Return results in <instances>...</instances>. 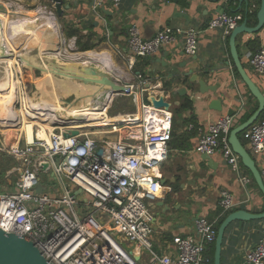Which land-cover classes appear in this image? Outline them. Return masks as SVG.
<instances>
[{"label":"built area","instance_id":"built-area-1","mask_svg":"<svg viewBox=\"0 0 264 264\" xmlns=\"http://www.w3.org/2000/svg\"><path fill=\"white\" fill-rule=\"evenodd\" d=\"M110 1L116 6L123 2ZM224 1L227 4L229 0ZM246 18L244 13H219L207 27L223 30L228 38ZM200 34L201 30L195 27H175L159 30L152 38L145 39L138 25L129 27L127 45L132 55L128 64L134 75L123 70L122 74L114 75L129 89L127 95L136 106V114L124 116L121 125L113 126L114 140L96 138L81 121L75 126L69 123L59 131L47 130L46 138L38 135V128L32 140L21 132L15 142L2 145L1 151L19 163L20 175L14 191L0 189V228L32 240L53 264H139L123 244L134 245L140 251L153 247L155 217L151 203L162 197L164 191L161 176L155 174V169L169 157L174 113L147 101L148 94L158 97L166 91L161 83H154V78L135 70V58L150 56L181 37L185 54L196 55ZM249 65L258 78L264 79V45L250 54ZM24 96L19 93L17 98L24 100ZM103 102L94 107L101 108ZM242 107L245 108V103ZM234 123V116H223L209 123L206 130L197 127L199 139L195 151L208 155L221 151L246 186L252 183V178L243 173L240 156L229 142ZM76 127L80 129L78 135L64 136ZM194 127L189 125L190 129ZM243 133L252 156L262 155L264 115ZM99 149L103 150L102 154H98ZM43 173L53 174L60 188L58 193L36 191L42 185ZM261 173L264 177V167ZM78 188L82 194H73ZM220 205L221 216L238 208L228 190L221 191ZM217 222L199 217L195 224L199 239L176 238L175 254H164L158 261L214 264L211 248L217 237ZM241 264H264V235L246 253Z\"/></svg>","mask_w":264,"mask_h":264},{"label":"crops","instance_id":"crops-1","mask_svg":"<svg viewBox=\"0 0 264 264\" xmlns=\"http://www.w3.org/2000/svg\"><path fill=\"white\" fill-rule=\"evenodd\" d=\"M258 1L244 0L241 3L240 0H229L226 4L224 0H123L116 6L110 0H64V5H70V8L65 10L64 16L59 21L62 23L63 34L67 38H72L73 44L60 48V59L79 60L75 56L73 59L70 55L83 54L76 45L77 38L66 35L65 27H68L80 31L83 35L92 36L95 42L103 39L96 47L101 50L100 52L96 49L89 52L100 53L115 71L123 72L118 68L119 65L125 73H131V76L134 73L130 71L128 64L132 53L128 49L127 33L132 24L138 25L142 36L149 39L159 30L181 27L180 25L184 24L186 19L184 17L174 19L173 14L176 11H182L190 17L192 22L190 26L201 30L196 55L185 54L184 40L181 37L177 42L163 47L150 56L135 58V70L154 78V83H161L162 89L167 93L168 101H173L169 92L170 86L173 89L181 86V82L176 80L171 72L186 71L190 67L199 72L200 78H204L208 84L217 86L219 97L223 101L222 112L210 109L209 104L216 97L209 92L204 97L198 95L195 103L187 97H178L176 100H179L181 104L172 108L174 135L170 143L169 157L155 169V174L161 176V180H166V184L163 196L151 203L155 217L152 243L153 247L161 250L162 255L175 254L174 240L176 238L199 239L195 229L196 220L199 217L205 216L209 220L219 221L222 214L220 205L222 190H228L233 194L234 200L238 203L237 209H246L254 213L264 211V195L256 186L257 184L255 185L252 180V183L242 185L238 174L232 170L221 151L210 155L215 168L208 167V161H203L201 153L195 151L199 139L197 127L201 126L206 130L209 123L228 116L229 110L234 111V126H236L242 123V115L245 112L257 106V101L234 71L229 37H225L223 30L210 29L207 26L209 21L219 14L220 6H225L228 13L251 12L249 25L255 26L258 22L255 12H258L260 7V1L259 3ZM5 33L7 34L5 42H7L8 37L11 38L14 35V28L7 29ZM237 44L241 60L248 73L264 92V79L258 78L252 68H249L250 54L264 45V28L258 33H244L238 36ZM3 45H0V52ZM73 45L77 47V51L73 49ZM72 50L75 52L72 53ZM165 62L173 66H165ZM186 63L188 64L185 68H180ZM168 82L170 86L167 87L165 84ZM3 92L7 93V91ZM187 103L191 105V108H184ZM243 103H245L244 109H242ZM12 124L7 125L12 126ZM190 124H194L195 127L190 129ZM17 135L19 137L20 134ZM239 136L248 148L246 135L241 133ZM3 154L5 153L0 149V189L14 191L15 182L20 175L19 163L15 159L14 162L7 163L3 159ZM254 158L258 167L262 169L264 153ZM245 168L243 167V173L251 177L252 174L250 175ZM47 181L49 185L47 192L60 191L52 173ZM41 186L45 191L43 184ZM262 235H264V219L234 222L227 229L224 237L222 264L243 263L246 253L258 243ZM134 252L140 256L139 264H150L154 259L136 247ZM154 264L161 263L158 261Z\"/></svg>","mask_w":264,"mask_h":264},{"label":"water","instance_id":"water-1","mask_svg":"<svg viewBox=\"0 0 264 264\" xmlns=\"http://www.w3.org/2000/svg\"><path fill=\"white\" fill-rule=\"evenodd\" d=\"M244 0H240L242 3ZM54 5L56 16L54 18L57 20L64 16L65 10L70 8V5H64V0H51ZM7 3L0 2V12L8 13L9 8L6 6ZM220 14L226 12L225 6H220ZM44 15V13H42ZM179 17H184L186 22L181 27H187L192 24L190 21V17L188 14L182 11H176L173 14V18L177 19ZM258 22L255 26L249 25L248 16L247 18L241 22L230 34L229 36V47L230 54L234 63V66L245 86L250 91L251 95L257 101V108L255 111L245 120L244 122L234 126L229 133V142L233 148V151L240 156L241 163L244 167H246L252 174L259 190L264 195V177L261 173V169L258 167L255 158L243 144L240 134L247 130L252 124H254L259 117L264 112V92L261 90L260 86L254 81L252 76L248 73L245 65L243 64L240 52L238 49L237 38L238 36L247 33L254 34L258 33L264 28V0H261L259 10L257 12ZM4 43V42H2ZM21 47H18V49ZM61 47L55 46L53 48L48 47L46 50L38 51V55H36V59L40 60L43 66H37L31 58L26 57V59L33 63L31 64L24 63V67H32L38 68L47 73L46 69L50 67L52 69V77L54 80L62 81V82H78L82 84V86H95L96 91H87L86 93H91L90 97L94 101L93 104H90V107H94L97 105V102L102 97H111L112 95L119 94H128L129 89L125 86V83H121L116 79V75L112 74L109 71H105L104 68L96 63H85L83 60H74V61H66L61 60L59 57V53L61 54ZM6 49V48H5ZM54 49V50H50ZM22 50V48H21ZM40 50V49H39ZM50 51L54 53L50 54ZM47 52H49L47 54ZM6 52L4 48L1 50V57L7 58ZM46 53V54H45ZM45 54V55H44ZM20 56L19 60L22 59ZM22 61V60H21ZM188 63L181 66L180 68H185ZM0 65H6L3 62H0ZM165 66H173V64H169L165 62ZM156 71V68H155ZM48 75V73H47ZM171 75L175 77L176 80L181 82V86L173 89L171 86L169 88V92L173 97V101L166 100L167 93L161 92L158 97L153 94H148L147 101L152 103L156 108H165L167 110H172L174 106H179L181 102L176 100L178 97H187L192 103L197 101V97L206 96L209 92L213 93L216 97L209 104V108L222 112L223 110V101L221 97H219L218 88L215 85H210L204 78H200L199 72H196L194 68L190 67L186 71H179L178 73L171 72ZM105 97V98H106ZM76 101H74L75 103ZM72 104V103H71ZM70 103L67 101H63L64 106H70ZM234 111L229 110L228 116H234ZM76 119L70 120L75 121ZM81 124V122L79 123ZM71 126H75V124H71ZM80 133V129L78 127L69 130L64 133L65 137L75 136ZM103 150L99 149L98 154H102ZM201 159L203 161H208V167L215 168V165L212 164V159L208 154H201ZM46 166V164H45ZM161 184L165 186L166 180H160ZM36 191L41 193L44 191L41 185L36 187ZM82 189L78 188L73 192V194L80 195L82 194ZM264 219V211L259 213H254L248 211L246 209H235L228 213L221 224L218 227L217 237L215 241V253H214V264H222V249L224 237L227 229L234 222H247V221H255ZM124 248L134 255L137 261H140V256L135 254V246L128 245L126 243L123 244ZM143 252H146L148 255L154 257L150 264H154L158 262L157 258L162 257L161 250H158L155 247L151 249H143ZM0 264H53L48 259H46L40 250L35 246L32 240L26 238V236L13 233L6 232L2 228H0Z\"/></svg>","mask_w":264,"mask_h":264},{"label":"rangeland","instance_id":"rangeland-1","mask_svg":"<svg viewBox=\"0 0 264 264\" xmlns=\"http://www.w3.org/2000/svg\"><path fill=\"white\" fill-rule=\"evenodd\" d=\"M0 2L12 4L13 7L11 9L13 11H15V9H17L16 7H20L19 12L21 11L20 13H22V14L38 15L37 11L42 10L44 15H46V16H49V15H52V16L55 15L56 16L54 5L51 1L46 2L45 0H0ZM11 19H14V18H11ZM59 20L60 19L57 20L55 18V21L57 24L56 31L49 32L50 29H48V28H46L47 30L45 29V27L40 28L39 29V38H42L43 40L45 39V40H48V41L54 42V43L56 41H58L55 43L56 46L67 47L70 43H72V38L65 37V35L63 34L62 23ZM13 28H15L16 31L19 30L17 23L13 26ZM55 32H57V33H55ZM11 34H12V32H11ZM16 36L17 35L14 31V35H12L13 39H16ZM73 46H74L73 49L75 51H77V47L75 45H73ZM47 48L48 47H46L43 50H46ZM95 49L98 52L101 51L97 48H95ZM74 50H72V53L75 52ZM38 51L41 52V50H39L38 42L35 40H32V42H30L29 45L21 51V53L25 54L24 56L31 58V60L34 61L37 66H43V64L40 62V60L36 59V55H38ZM51 53H54V52L50 51V54ZM71 56H78V54L77 55L71 54ZM19 63H21V65H19L20 67L18 66V70L14 69L15 74H16V78H17L16 79V81H17V87L16 88H17V93H18V94L15 93V98H14L15 100H13L14 101L13 105H14L16 110H21L24 108L26 110L32 111L33 110L32 107H34V105H38L39 102H41L43 100L44 95H47L46 98H51L50 97L51 92H56L54 89H58V88H55V85L61 86L62 83H67V82H62V81L55 82L54 78H51L53 80L50 81V84L54 83V87H53L54 91H48L49 89L46 88L47 90L45 89L44 92H41L39 90V86L41 85L40 79L43 77H46L47 73H45V71H42L41 69H38L35 67L34 68L24 67L23 62H19ZM31 64L34 65L33 63H31ZM5 67H7V66L6 65H0V82L5 80V76H6ZM118 67L120 68V70L124 71V69L122 67H120L119 65H118ZM249 68L251 69L252 67L249 66ZM21 70H22V72H20ZM106 70H108V69H106ZM34 80H36V81H34ZM71 83H73L74 86L79 85L82 87V84L80 85L78 82L77 83L71 82ZM81 89L79 88V91ZM19 92H20V94L23 93L25 95L24 100H20L17 98V95L19 97ZM71 93L72 92H70V91L66 92V93L63 92L62 94L59 95V99L56 103L58 104L59 101L61 100V98L63 97V95H67V94H70V95L67 97H64L63 101H67L70 104L74 103V101H76L75 104L81 102L80 98H78L76 95H72ZM1 94H3V97H6L8 95V93H6V92H1ZM80 94H82V92ZM104 99H105V97L102 99H99L97 104H99V106H100L101 105L100 103H102ZM93 103H94V101L92 100L91 104H93ZM102 105L103 106L101 108H98V107L90 108L91 109V115H92L91 118L93 120H90V118H87L85 116H78V117H76L77 122L74 124H79L82 121V123H86L85 126H88V128L86 130L88 132H92V134L96 138H99L100 140H103V141L114 140L116 137V134L112 132L113 126L114 125H121L123 123V120H124L123 117L124 116L135 115L136 114V106H135V104H133L131 97L127 94L112 95L109 99L104 101ZM54 110L56 112H53V111L49 112V113H51L48 115L49 119L47 118L44 121L39 120L43 125L42 124L35 125L34 128L39 129L41 126L46 127V128L55 127L54 129L59 131V130L63 129V127L67 126L69 124V121L67 119L64 118L65 122L57 121L56 119L58 118L57 116H59L60 118L62 116H64V114L66 112H68V109L61 111L59 105H57V106H55ZM36 111H39V110H34L32 112H36ZM40 112H41V110L39 111L38 114H34V115L39 116ZM13 114H14L13 115L14 121L11 122V123H13L11 127L15 128V129H19V131H20L21 126H23L21 115L16 113V112H14ZM104 114L106 117L101 118L100 115H104ZM3 115L4 114L2 112L1 117H3ZM262 115H263V113H262ZM40 117H43V116H40ZM91 123H93V124H91ZM7 124H8V122H3L0 120V147L2 145L11 144V143L15 142L16 138L18 137L16 131H14V132L12 130L9 131L8 130L9 128L3 126V125H7ZM6 129L8 130L9 133H7ZM49 176H50V174H48V173L42 174V184L45 188V191H48L49 185L47 183L48 182L47 179H49ZM15 177H16V175H15Z\"/></svg>","mask_w":264,"mask_h":264},{"label":"bare ground","instance_id":"bare-ground-1","mask_svg":"<svg viewBox=\"0 0 264 264\" xmlns=\"http://www.w3.org/2000/svg\"><path fill=\"white\" fill-rule=\"evenodd\" d=\"M6 6L8 8H10L9 12L8 13L0 12V45H3L2 42H4V44H6V46L3 45L2 47L6 48V50H4V51L6 52L5 54L7 56V58L0 59V62L5 63L7 66V67H5V71H6L5 80L0 82V118L3 122H8V124H10L14 120L13 119V113L14 112L19 113L21 115V118H22L23 126H21L20 131L11 127L10 125H3V126L9 128L8 129L9 131L10 130H12L13 132L16 131L17 134H20L23 131V134H26V136L29 138V140H32L36 135V131L34 128L35 125L42 124L39 120L44 121L47 118L49 119L48 115L51 114L49 112H51V111L56 112L55 111L56 109L54 110V108L57 105H59L61 111L68 109V112H66L65 114L63 113L64 116H62L61 118L59 116H57L58 117L56 119L57 121L65 122V119H67L70 124H74L77 122L76 117H78V116H85L87 118H90V120H93L91 118L92 115H91V109H90V108H92V107H90V104L92 103V98L90 97L91 95H88L91 93H86V92L92 91V90H94V92H95L97 87L90 86V85L89 86L84 85L82 87L79 85L74 86L73 83L67 82V83H62L61 86L55 85V88H58V89H54L53 88L54 83L50 84V81L53 80V79H51V78H53L52 77L53 76L52 75V69L46 65H45V67H47L46 71H47L48 75L46 77H43L40 79L41 85L39 86V90L41 92H44V90L47 88V89H49L48 91H54L55 90L56 92H51V94H50L51 98H46L47 95H44L43 100L41 99L42 101L39 102L38 105H34V107L31 106L33 109L32 111H34V110L40 111L41 110L39 116L34 115V114H38L39 111L32 112V111L26 110L24 108H23L24 110L23 109H21V110L15 109V107L13 105V103H14L13 100H15L14 99L15 93H17V88H16L17 87V81H16L17 78H16V74H15L14 69L18 70V66L21 65V63H19V62L31 64L25 57H22L21 51L25 47H27L29 45V43L32 42V40H35L38 42L40 50H43L46 47L53 48L55 43L58 41H56L54 43V42H50L48 40H45V39L43 40L42 38H39V29L42 27H45V29L46 28L50 29L49 32L56 31L57 24H56L54 16L42 15V13H43L42 10L37 11L38 15H29V14L20 13L21 12V11L19 12L20 7H16L17 9H15V11H13L11 9L13 7L12 4L7 3ZM11 18H14V19H11ZM16 23L19 27V30H17V31L14 28V31L17 32L16 33V35H17L16 39H13V37H11V38L8 37L9 41L5 42V40H6L5 37H7V34L5 32L7 31V29H10V28L13 29V26ZM55 33H57V32H55ZM18 47H21L22 50H21V48L18 49ZM55 47H56V45H55ZM50 50H54V49H50ZM47 54H48V52H47ZM1 56L2 55L0 52V57ZM20 56L22 57V59H21L22 61L21 60L19 61ZM71 57L74 59V56H71ZM71 57H70V59H71ZM75 58H78L79 60H83L87 64L88 63L99 64L104 68L105 71H109L112 74L120 73L119 71H115L114 68L111 66V64L100 53H97V52L86 53L85 52L83 54H78V57L75 56ZM102 61H104L105 64L101 63ZM30 66H33V65L31 64ZM106 69H108V70H106ZM34 81H36V80H34ZM55 82H57V80H55ZM79 88L80 89L82 88V89L79 91ZM3 91H7L8 95L6 97H3V94H1V92H3ZM69 91L72 92L71 93L72 95H76L78 98H80L81 102H79L77 104L72 103L70 106L65 107L63 105V100H64L63 98L70 95V94H67V95H63L62 98L60 97L61 100L57 104L56 102L59 99V95L62 94L63 92L66 93ZM81 92H82V94H80ZM104 97H106V96H104ZM104 97H102V98H104ZM2 112L4 114L3 117H1ZM40 116H43V117H40ZM73 119H76V120L70 121ZM91 124H93V123H91ZM54 128L55 127L46 128V127L41 126L38 129V135L46 138L47 137L46 131L47 130H53ZM8 130L6 129L7 133H9Z\"/></svg>","mask_w":264,"mask_h":264},{"label":"trees","instance_id":"trees-1","mask_svg":"<svg viewBox=\"0 0 264 264\" xmlns=\"http://www.w3.org/2000/svg\"><path fill=\"white\" fill-rule=\"evenodd\" d=\"M260 1V3H261V0H259ZM259 1H258V3H259ZM237 12H239V10L237 11ZM256 14H257V11L255 12ZM244 14H246L247 16H248V20L250 21V17H251V12H249V11H246V12H244ZM256 14H255V16H256ZM65 33H66V35L67 36H69V37H76L77 38V41H76V45L78 46V49H79V51H81V53H84V52H89V51H92V50H94L102 41H103V39H99V41L98 42H95L94 40H93V37L92 36H90V35H83L80 31H78V30H73V29H71V28H68V27H65ZM250 44H251V42H250ZM78 53H80V52H78ZM234 71H235V73H236V75L238 76V77H240L239 76V74H238V72H237V70H236V68H235V66H234ZM170 83L168 82L167 84H165L167 87L168 86H170L169 85ZM165 86V87H166ZM166 87V88H167ZM248 89V88H247ZM249 91V90H248ZM249 93H250V91H249ZM251 94V93H250ZM252 96V95H251ZM184 108H186V109H189V108H191V105H189V103H187V104H185L184 105ZM257 108V106H255V107H253L250 111H248V112H245L242 116V119H241V122H244L245 120H247V118H249V116L255 111V109ZM264 115V114H263ZM173 135H174V132H173ZM3 159L4 160H6L7 161V163H12V162H14L15 160L13 159V157L12 156H10L9 154H3ZM242 167H244L243 165H242ZM245 168V167H244ZM247 171H248V173L251 175V173H250V171L247 169V168H245ZM251 177H252V180L254 181V184L256 185V182H255V180H254V178H253V176L251 175ZM257 186V185H256ZM258 187V186H257ZM222 212V211H221ZM221 212H220V214H221ZM227 214L225 213V214H223L222 216H220L219 217V221L217 222V227H219V225L221 224V222L223 221V219L225 218V216H226ZM211 253H212V256H213V259H214V253H215V243L213 244V246H212V248H211Z\"/></svg>","mask_w":264,"mask_h":264}]
</instances>
